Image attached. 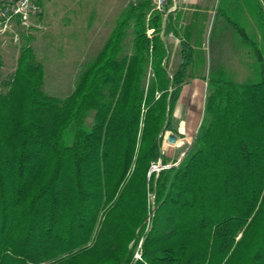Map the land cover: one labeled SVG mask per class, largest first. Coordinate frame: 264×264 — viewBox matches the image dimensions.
<instances>
[{
    "label": "trees",
    "instance_id": "trees-1",
    "mask_svg": "<svg viewBox=\"0 0 264 264\" xmlns=\"http://www.w3.org/2000/svg\"><path fill=\"white\" fill-rule=\"evenodd\" d=\"M151 8L126 7L65 98L45 92L23 34L0 80V264H264V0H220L210 47L232 32L250 75L214 67L201 126L171 164L164 137L179 136L175 111L206 65V31L174 30L172 72ZM158 163L171 167L151 173Z\"/></svg>",
    "mask_w": 264,
    "mask_h": 264
},
{
    "label": "rangeland",
    "instance_id": "rangeland-1",
    "mask_svg": "<svg viewBox=\"0 0 264 264\" xmlns=\"http://www.w3.org/2000/svg\"><path fill=\"white\" fill-rule=\"evenodd\" d=\"M218 1L220 2V0ZM40 3L44 12L41 17L33 20L34 27L26 30L22 26H16L0 38V57L3 61L0 80L2 82L7 81L15 72L23 42V34L26 33L32 36V47L35 50L37 59L44 64L46 69L45 92L50 96L65 98L74 91L81 67L103 49L126 7L133 4L134 1L40 0ZM212 21L209 20L211 24L207 22L208 24L205 26L204 50L206 65L203 69L193 73L195 79L190 80L189 87L183 93L182 110L176 113V116H180V119H190L193 116L192 114H195L198 119L203 120L208 92L206 81L214 67L225 66L229 75L237 82L246 81L250 75L245 66L244 58L235 50L236 40L232 32L222 34L220 40L215 41L210 47L209 35ZM220 25L223 24L220 23ZM248 27L250 30L257 31L252 20L249 22ZM220 31L221 27L218 24L216 27L217 35L220 34ZM102 39L104 40L102 41ZM92 40H97L99 43L97 45L94 43L88 49L90 55L86 57L83 55V51L85 54L87 47L83 48L82 43L88 44ZM170 65L171 71H175L178 65L176 56H174ZM192 84L201 85V91L196 96L191 91ZM90 122H92V118H90ZM175 125L178 128V122ZM194 125L196 126V124ZM190 129L191 132H187L188 134L185 132L179 134L183 138V145L180 141L176 146L181 145L180 149H173L177 147L168 144L167 136L169 132L166 133L163 151L169 154V164L179 159L181 155L184 157L185 153L191 148L194 137H196L194 133L197 128L190 127ZM183 152L185 153L181 154ZM166 167H171V165ZM150 203L152 209L155 208L154 199L151 197ZM149 228L150 221L148 220ZM138 254L139 252L136 253V256Z\"/></svg>",
    "mask_w": 264,
    "mask_h": 264
},
{
    "label": "crops",
    "instance_id": "crops-1",
    "mask_svg": "<svg viewBox=\"0 0 264 264\" xmlns=\"http://www.w3.org/2000/svg\"><path fill=\"white\" fill-rule=\"evenodd\" d=\"M133 1L134 3H137L140 0H133ZM219 3L220 2L218 0H168V4L165 8V12L162 13V15L164 16V32H163V34L165 35L164 39L167 42V46H168L169 53H170L169 65L171 64L174 56H176V62L178 64L177 68L179 67L180 61H181V36L176 35V33H174V30L180 31V29L185 28L186 26L190 24H194V23L204 24L206 26L209 23V20L210 21L213 20L212 21V25H213ZM151 6L152 8H151L150 14L154 12L152 1H151ZM212 25H211V30L213 29ZM223 27H224V24L221 25V28ZM181 34L182 33H180V35ZM103 40L104 39H102V41ZM94 43L97 45L99 41L92 40L88 44L82 43L83 48L85 46L87 47V52L84 54V51H83V55H85L86 57L90 55V52L88 51V49L91 46H93ZM170 70H171V67H170ZM175 71H172V72H175ZM187 87H189V85H186L183 89L181 98L179 100L178 106L175 111V118H176V122H178L179 124L178 126L179 134L180 133L183 134V132L185 133L191 132L190 127L191 128L195 127L197 129L194 133L195 134L194 136H196L201 126L202 119H198L197 115L195 114H192L193 116H191L190 119H180V116H176V113L179 112V110H182L181 101H182L183 93L185 92V89ZM191 91L194 94V96H196L197 93L201 91V85L192 84ZM194 124H196V126ZM182 139L183 138L179 136V142L181 141V145H183ZM180 146H173V147H177L173 149H180Z\"/></svg>",
    "mask_w": 264,
    "mask_h": 264
},
{
    "label": "built area",
    "instance_id": "built-area-1",
    "mask_svg": "<svg viewBox=\"0 0 264 264\" xmlns=\"http://www.w3.org/2000/svg\"><path fill=\"white\" fill-rule=\"evenodd\" d=\"M153 10L164 13L168 0H151ZM44 10L40 0H0V38L13 30L16 26H22L26 30L34 27L33 20L40 17ZM153 30L148 31L149 37ZM170 167L158 164L152 167L151 173H159ZM140 259L139 254L136 256Z\"/></svg>",
    "mask_w": 264,
    "mask_h": 264
},
{
    "label": "water",
    "instance_id": "water-1",
    "mask_svg": "<svg viewBox=\"0 0 264 264\" xmlns=\"http://www.w3.org/2000/svg\"><path fill=\"white\" fill-rule=\"evenodd\" d=\"M167 142L171 146H176L179 143V136L172 132H169L167 136Z\"/></svg>",
    "mask_w": 264,
    "mask_h": 264
}]
</instances>
